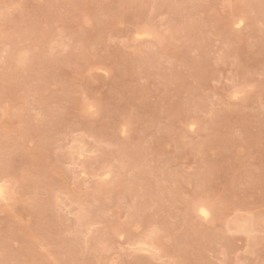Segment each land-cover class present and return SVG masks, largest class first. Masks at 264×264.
Listing matches in <instances>:
<instances>
[{
  "label": "rangeland",
  "instance_id": "1",
  "mask_svg": "<svg viewBox=\"0 0 264 264\" xmlns=\"http://www.w3.org/2000/svg\"><path fill=\"white\" fill-rule=\"evenodd\" d=\"M0 188V264H264V0H0Z\"/></svg>",
  "mask_w": 264,
  "mask_h": 264
},
{
  "label": "bare ground",
  "instance_id": "2",
  "mask_svg": "<svg viewBox=\"0 0 264 264\" xmlns=\"http://www.w3.org/2000/svg\"><path fill=\"white\" fill-rule=\"evenodd\" d=\"M3 194L2 188H0V196ZM207 209V208H206ZM203 213H205V209H200ZM207 215V214H206Z\"/></svg>",
  "mask_w": 264,
  "mask_h": 264
}]
</instances>
